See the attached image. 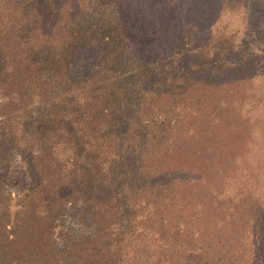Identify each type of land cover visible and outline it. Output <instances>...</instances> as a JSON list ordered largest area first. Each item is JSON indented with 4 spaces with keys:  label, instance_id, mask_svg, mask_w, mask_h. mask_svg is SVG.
<instances>
[{
    "label": "trees",
    "instance_id": "1",
    "mask_svg": "<svg viewBox=\"0 0 264 264\" xmlns=\"http://www.w3.org/2000/svg\"><path fill=\"white\" fill-rule=\"evenodd\" d=\"M213 4L0 0V264H229L155 167L176 128L245 117L215 89L252 59L210 52Z\"/></svg>",
    "mask_w": 264,
    "mask_h": 264
},
{
    "label": "rangeland",
    "instance_id": "2",
    "mask_svg": "<svg viewBox=\"0 0 264 264\" xmlns=\"http://www.w3.org/2000/svg\"><path fill=\"white\" fill-rule=\"evenodd\" d=\"M210 1L214 4L206 6V20L200 24L207 28L213 22L210 32L203 30L210 52L223 50L221 54L241 53L242 59H252L233 73L238 78L228 76L215 89L221 100L238 107L236 117H245L225 118L215 127L206 121L209 127L176 128L156 149L155 167L171 168L185 177L179 188L192 226L198 234L216 238L226 262L264 264V242L259 247L252 230L264 223V0Z\"/></svg>",
    "mask_w": 264,
    "mask_h": 264
}]
</instances>
